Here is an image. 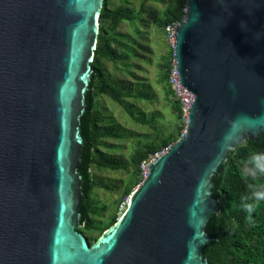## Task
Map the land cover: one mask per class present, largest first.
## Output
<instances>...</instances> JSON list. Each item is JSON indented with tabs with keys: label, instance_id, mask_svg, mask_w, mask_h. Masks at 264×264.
Returning a JSON list of instances; mask_svg holds the SVG:
<instances>
[{
	"label": "water",
	"instance_id": "95a60500",
	"mask_svg": "<svg viewBox=\"0 0 264 264\" xmlns=\"http://www.w3.org/2000/svg\"><path fill=\"white\" fill-rule=\"evenodd\" d=\"M103 5L0 0V264H209L213 175L264 133V0H187L173 44L194 94L186 128L91 244L81 123Z\"/></svg>",
	"mask_w": 264,
	"mask_h": 264
},
{
	"label": "rangeland",
	"instance_id": "374dc122",
	"mask_svg": "<svg viewBox=\"0 0 264 264\" xmlns=\"http://www.w3.org/2000/svg\"><path fill=\"white\" fill-rule=\"evenodd\" d=\"M183 1L109 0L111 8L124 7L134 15V19L123 20L116 26L114 32L117 37L131 49L120 47L116 61L103 60L105 76L120 88L144 92L151 99L128 100L136 115L134 118L110 96H97L104 136L96 156L108 167L92 166L95 178L107 187H96L89 198L91 218L96 227L83 233L91 244L100 238L101 228L111 222L114 214L122 215L125 210L122 204L127 206L132 192L146 176L145 167L142 165L143 171L139 174L131 161L138 143L150 139L159 142L169 134H183L186 128L187 117L183 113L178 116L172 110L179 96L168 95L161 79L163 64L170 58V49L174 44L167 33L165 18L169 8ZM173 63L175 69L170 75L171 85L176 70L174 58ZM173 89L177 90L175 86Z\"/></svg>",
	"mask_w": 264,
	"mask_h": 264
},
{
	"label": "trees",
	"instance_id": "16d2710c",
	"mask_svg": "<svg viewBox=\"0 0 264 264\" xmlns=\"http://www.w3.org/2000/svg\"><path fill=\"white\" fill-rule=\"evenodd\" d=\"M165 18V24L180 22L186 13V0L169 8ZM134 15L126 8H111L109 0H104L100 15V32L92 65L94 73L87 92V110L82 116V135L84 145L82 148L83 160L80 163V172L83 175L84 197L80 205L82 213L81 226L78 228L84 232L94 229L95 222L91 218L89 198L96 187H107L103 182L95 178L92 166L108 167V164L99 160L96 156L101 138L104 132L100 126L102 115L97 107V96L106 94L122 104L134 118L136 115L128 104V100H150L151 97L144 92L124 90L114 84L105 76L103 60L116 61L120 47L131 49L127 44L119 40L114 32L116 26L123 20H133ZM110 24H107V22ZM174 47L170 49V58L163 64L161 75L162 83L168 95L175 96L176 92L170 83L171 72L175 69L173 63ZM180 98L175 100L173 112L178 116L183 113ZM151 121V120H150ZM182 132L174 136L169 134L161 141L150 139L138 143L131 161L135 170L141 174L143 163H147L156 154L161 153L167 146L177 140ZM253 150L264 151V133L257 139L247 138L243 143L233 149L226 160L219 166L213 175V196L220 199L219 211L209 217L206 225L207 232L214 238L203 247V254L208 258L209 264H264V207L253 214L252 222L246 219V213L239 207V196L249 190L250 181L241 175L243 161ZM120 215L114 214L111 222L104 226L102 232L113 225Z\"/></svg>",
	"mask_w": 264,
	"mask_h": 264
},
{
	"label": "clouds",
	"instance_id": "9594fccd",
	"mask_svg": "<svg viewBox=\"0 0 264 264\" xmlns=\"http://www.w3.org/2000/svg\"><path fill=\"white\" fill-rule=\"evenodd\" d=\"M240 132L239 120L231 122L229 132L221 142V148ZM241 175L250 181L249 190L239 196V207L251 223L253 214L264 207V151L253 150L243 161Z\"/></svg>",
	"mask_w": 264,
	"mask_h": 264
},
{
	"label": "built area",
	"instance_id": "2783aa9c",
	"mask_svg": "<svg viewBox=\"0 0 264 264\" xmlns=\"http://www.w3.org/2000/svg\"><path fill=\"white\" fill-rule=\"evenodd\" d=\"M178 23L179 22H172V23H168L166 26L167 33L170 36V39L172 41H175L176 28H177ZM172 82H173V84H172L173 88L175 86V88L177 89L175 92L179 96V98L181 99V102H182L181 110H182L183 114L188 119V114H189L188 108H190V106L194 100V94L182 84L180 77L178 75L177 69L175 70L174 75L172 76ZM143 166L145 167V175H146L148 172V166L146 165V163H143ZM128 203H129V201H127V205H128ZM122 207L124 209H126L127 206H126V204H122Z\"/></svg>",
	"mask_w": 264,
	"mask_h": 264
},
{
	"label": "bare ground",
	"instance_id": "6f19581e",
	"mask_svg": "<svg viewBox=\"0 0 264 264\" xmlns=\"http://www.w3.org/2000/svg\"><path fill=\"white\" fill-rule=\"evenodd\" d=\"M178 71V70H177ZM178 75H179V72H178ZM180 77V76H179ZM181 80V79H180Z\"/></svg>",
	"mask_w": 264,
	"mask_h": 264
}]
</instances>
